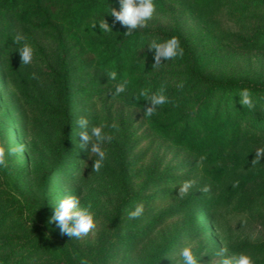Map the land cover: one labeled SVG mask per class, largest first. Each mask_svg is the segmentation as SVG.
Masks as SVG:
<instances>
[{
  "label": "rangeland",
  "instance_id": "rangeland-1",
  "mask_svg": "<svg viewBox=\"0 0 264 264\" xmlns=\"http://www.w3.org/2000/svg\"><path fill=\"white\" fill-rule=\"evenodd\" d=\"M155 3L148 26L125 35L118 23L109 33L91 29L119 0H0V264H63L58 250L32 240L15 201L41 203L49 218L70 194L91 200L97 227L72 239L50 226L86 264H173L185 246L199 264H220L222 248L264 264V157L252 163L264 148V91L250 93L251 108L239 92L213 91L201 102L209 88L188 77L185 55L152 69L146 46L155 31L180 34L202 77L264 88V0ZM17 34L34 48L29 65ZM121 79L126 91L112 96ZM161 84L169 103L145 118L139 92ZM80 117L112 135L98 172L79 145ZM5 173L21 195L10 194ZM186 180L192 185L179 195ZM141 203L143 214L129 218Z\"/></svg>",
  "mask_w": 264,
  "mask_h": 264
},
{
  "label": "clouds",
  "instance_id": "clouds-1",
  "mask_svg": "<svg viewBox=\"0 0 264 264\" xmlns=\"http://www.w3.org/2000/svg\"><path fill=\"white\" fill-rule=\"evenodd\" d=\"M157 10L155 0H119V10L109 5L105 7L103 14L99 19H93L91 22V29L99 28L101 33L113 32V26L119 24L124 28L125 35H131L138 29H144L148 26V22L153 18ZM105 14L112 18V24L105 19ZM25 41L22 46L17 48L22 65H29L34 58L33 46L26 42L25 37L17 34L14 37V43L20 44ZM148 52L152 54V69L158 68L165 64L164 61H170L175 58L182 57L184 49L177 36L173 35L167 39H151L146 44ZM144 46L143 49L146 47ZM111 80L117 79L115 71L109 73ZM128 81L126 79L119 80L111 93L112 96H119L127 89ZM177 87H183V82H178ZM240 103L243 106L252 107V100L250 92L247 88L241 89L238 93ZM139 97L143 98L145 102L143 111L145 118L154 115L159 106L169 103V97L166 94V87L161 84L154 91L142 89L139 92ZM136 99V97H133ZM79 129L78 135L80 137V148H87L89 158L92 160V171L98 172L103 166L107 152L103 145L112 140L105 129L106 125L103 122L92 124L86 117H80L76 121ZM107 127L115 128L116 125H108ZM90 144V147L88 145ZM17 148H9L8 152L17 151ZM90 154L95 155V159L91 158ZM5 148L0 146V166L5 163ZM264 157V148H257L255 157L252 163L261 161ZM192 185V181L186 180L179 185V195L186 194ZM207 189H205L206 191ZM144 212V205L138 204L128 212L129 218L140 217ZM55 223L56 228L62 235L73 238H81L93 232L97 227V216L94 210V205L91 200L82 198L78 194L64 195L57 200L55 207L49 217L48 223ZM226 249H221L216 255L220 259V264H255L251 255L240 252L238 254H225ZM180 259L173 261V264H199L198 257L194 253L191 246L183 247L179 252Z\"/></svg>",
  "mask_w": 264,
  "mask_h": 264
},
{
  "label": "trees",
  "instance_id": "trees-1",
  "mask_svg": "<svg viewBox=\"0 0 264 264\" xmlns=\"http://www.w3.org/2000/svg\"><path fill=\"white\" fill-rule=\"evenodd\" d=\"M151 34L154 36L157 35L159 39H167L168 37L173 35L178 37L181 42V46L184 49V55L187 61L188 77L193 79L196 84L207 85L209 88L206 95L201 99V102H205L210 97L213 91L220 92L221 94L223 93V95L229 92H239L244 88H247L250 93H259L264 91V88L261 87V85H253L247 82H219L212 78L202 77L199 74L197 68L198 58L195 56L186 38L177 33L169 34L155 31ZM206 105H208V103H206ZM196 111V109L193 110V112ZM247 114V112L242 113L243 116ZM261 123L262 122H260L259 124ZM251 126L256 130L259 129V127H257L255 124H250V127ZM4 177V183L9 187L10 194L14 192L21 195L16 186V182L12 180L10 175L5 173ZM15 202L17 203V205H15V207L17 208L15 209L17 211L16 214L21 216L22 221L27 227L32 240H37L43 248L54 247L56 250H58L60 259L62 260L63 264H86L82 253L74 244L66 240H62L58 237L55 229H53L48 223L49 218L45 213L43 205L41 203H37L25 197H22Z\"/></svg>",
  "mask_w": 264,
  "mask_h": 264
}]
</instances>
